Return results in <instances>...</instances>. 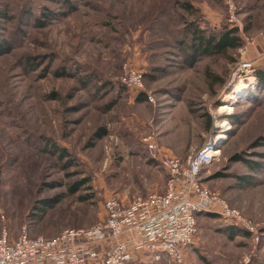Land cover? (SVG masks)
<instances>
[{"label": "rangeland", "instance_id": "1", "mask_svg": "<svg viewBox=\"0 0 264 264\" xmlns=\"http://www.w3.org/2000/svg\"><path fill=\"white\" fill-rule=\"evenodd\" d=\"M70 1L68 16L40 29L22 8L61 14L64 0H0V13L10 18L0 20V36L14 45L0 54V238L4 230L14 240L25 228L47 239L90 229L112 195L128 202L164 193V156L187 162L214 142L218 155L202 184L264 233V87L255 77L264 73V0H233L241 48L192 67L179 45L189 39L186 25L235 29L226 0ZM246 62L252 72L240 70ZM74 66L76 77L62 75ZM125 67L143 76L142 98L122 82ZM86 76L91 83L84 86ZM239 87L246 88L242 95ZM53 145L69 157L60 158ZM131 264L173 263L142 256ZM183 264H264V236L257 241L202 216Z\"/></svg>", "mask_w": 264, "mask_h": 264}, {"label": "built area", "instance_id": "2", "mask_svg": "<svg viewBox=\"0 0 264 264\" xmlns=\"http://www.w3.org/2000/svg\"><path fill=\"white\" fill-rule=\"evenodd\" d=\"M226 3L229 22L243 32L233 0ZM253 67L252 62H246L240 70L252 72ZM125 71L122 82L136 92L142 90L140 72L128 67ZM149 101L153 99L149 97ZM145 144L151 157L157 159L153 142L146 140ZM214 144L201 149L187 162L164 156L161 165L169 176L164 193L128 202L112 195L104 202L103 219L90 229L66 230L47 239L32 238L25 228L14 240L4 230L0 238V264H131L142 256L155 262L183 264L194 245L198 216L203 214L216 215L260 241L264 236L261 229L202 184V173L213 159L210 153Z\"/></svg>", "mask_w": 264, "mask_h": 264}, {"label": "trees", "instance_id": "3", "mask_svg": "<svg viewBox=\"0 0 264 264\" xmlns=\"http://www.w3.org/2000/svg\"><path fill=\"white\" fill-rule=\"evenodd\" d=\"M41 1V0H40ZM44 2H54L55 0H42ZM64 5L63 9L64 12L59 13H52L47 10L46 7H43L41 12L38 13V15H32L33 8L31 5H26L24 8H22L21 16L28 17L29 21L33 23V26L36 28H45L51 22L55 19H59L60 17H66L68 16L70 12L73 10V5L72 2L64 0ZM264 4V3H263ZM263 6V5H261ZM183 9L187 11H191V6L190 5H184ZM4 21V19H10L7 15L6 12L0 13V20ZM1 21V22H2ZM20 23H22V20H20ZM185 36L188 37V41L186 39H182L179 42L180 48L184 54V60L183 63L188 66L192 67L194 64H196L199 59H203L205 57H213L215 55H222L228 52L229 50H236L240 49L242 46V40L238 36V32L236 29H228V28H223L221 32H214V30H206L201 28L199 25H196L195 23L191 25H186L185 27ZM2 33V32H0ZM0 54L3 53H8L11 51L13 48V43L12 41H8L3 39V36H0ZM73 71H69L64 69L62 72L63 76L66 77H71L74 78L77 76L79 73L78 66H74ZM257 81L260 84V86L264 87V73L258 72L256 74ZM81 82H83L84 86H87L88 84L91 83V79L88 78L87 76L83 79H81ZM123 89H127L125 86L121 84L120 86ZM101 90V89H100ZM137 98H142L145 96L141 92L137 94ZM110 109V106H109ZM101 135L99 137H102L106 134L105 130H101ZM52 151L59 154L60 158L65 159L66 157H69V153L67 152L66 149L60 148L58 146L53 145ZM262 159L264 160V156H261ZM249 170L253 172H260L262 170V167L260 164L257 162H246ZM72 193H74V190H72ZM52 204L48 205L46 208H41V214L38 215V222H41L44 219V215L46 214V211L48 208H52ZM211 214H205V215H199L198 220L202 216H207ZM213 217H217L216 215H211ZM234 227H232L233 230ZM244 235L250 236L248 233L244 232ZM163 261V260H162Z\"/></svg>", "mask_w": 264, "mask_h": 264}, {"label": "bare ground", "instance_id": "4", "mask_svg": "<svg viewBox=\"0 0 264 264\" xmlns=\"http://www.w3.org/2000/svg\"><path fill=\"white\" fill-rule=\"evenodd\" d=\"M245 89H246L245 87L244 88L243 87H241V88L239 87V88H237L236 93L239 94V95H242ZM231 100H234V96H231L229 99H227V102H229ZM225 110L229 111V112L232 111V109L230 107H222L219 111L220 112H224ZM226 125H227V123L224 124V126H226ZM224 139H225V137H222V138L220 137L218 144L221 143L222 141H224ZM215 148L216 147L214 146L213 150H211V153H210V156L213 157V158H214L215 155H218V152L217 153L215 152L217 150V148H216V150H214Z\"/></svg>", "mask_w": 264, "mask_h": 264}, {"label": "crops", "instance_id": "5", "mask_svg": "<svg viewBox=\"0 0 264 264\" xmlns=\"http://www.w3.org/2000/svg\"><path fill=\"white\" fill-rule=\"evenodd\" d=\"M263 3H264V2H263ZM261 5H263V6H261ZM261 5H260L261 7H264V4H261Z\"/></svg>", "mask_w": 264, "mask_h": 264}]
</instances>
